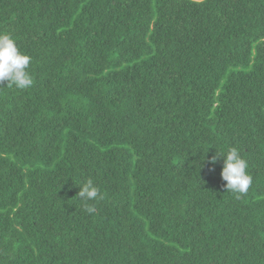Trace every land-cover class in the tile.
Wrapping results in <instances>:
<instances>
[{"label": "trees", "instance_id": "1", "mask_svg": "<svg viewBox=\"0 0 264 264\" xmlns=\"http://www.w3.org/2000/svg\"><path fill=\"white\" fill-rule=\"evenodd\" d=\"M0 32L34 80L0 82V264H264V0H0Z\"/></svg>", "mask_w": 264, "mask_h": 264}, {"label": "clouds", "instance_id": "2", "mask_svg": "<svg viewBox=\"0 0 264 264\" xmlns=\"http://www.w3.org/2000/svg\"><path fill=\"white\" fill-rule=\"evenodd\" d=\"M30 63L31 57L18 49L12 35L0 32V82L7 81L9 87L14 86L20 90L30 88L34 83L28 70ZM218 158L223 160L220 175L226 181V190L238 196L246 194L252 185V177L247 171L248 162L240 147L229 146L227 150L212 156L208 163L215 164ZM78 197L83 201L84 211L89 214L96 211L95 202L105 198L93 179H87L80 185Z\"/></svg>", "mask_w": 264, "mask_h": 264}]
</instances>
